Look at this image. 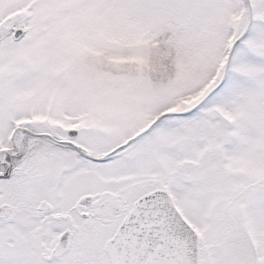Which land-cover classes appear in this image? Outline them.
<instances>
[{
	"label": "snow or ice",
	"instance_id": "obj_1",
	"mask_svg": "<svg viewBox=\"0 0 264 264\" xmlns=\"http://www.w3.org/2000/svg\"><path fill=\"white\" fill-rule=\"evenodd\" d=\"M0 264H264V0H0Z\"/></svg>",
	"mask_w": 264,
	"mask_h": 264
}]
</instances>
